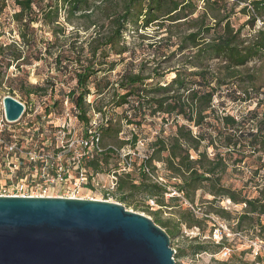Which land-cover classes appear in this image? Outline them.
Segmentation results:
<instances>
[{
    "label": "trees",
    "instance_id": "obj_1",
    "mask_svg": "<svg viewBox=\"0 0 264 264\" xmlns=\"http://www.w3.org/2000/svg\"><path fill=\"white\" fill-rule=\"evenodd\" d=\"M241 5L249 19L236 26L234 17ZM8 6V0H0V84L12 66L27 76L34 67L38 76L45 71L46 77L28 83L34 89L22 93L46 96L50 91L52 104L46 114L66 97L85 126L90 125L93 110L108 115L101 126L103 151L86 164L92 170L104 171L114 157L118 167L121 150L126 145L136 149L135 134L119 140L122 121L110 116L111 110L127 105L132 111L127 121L138 127L157 117L169 124V132L163 126L147 142V157L137 156L133 170L118 175L111 193L116 201L147 212L173 239L184 226L201 228L211 215L232 225V212L220 205L230 200L244 207L235 228L254 229L264 237V183L258 196H250L224 182L229 167H251L256 174L264 170V0H13L14 11L4 23ZM11 23L17 38L3 42L4 27ZM153 26L154 37L160 38L151 43L152 57L130 61L128 37L136 33L145 39L149 36L141 29ZM247 26L251 31L245 32ZM120 63L126 67L114 81L108 74ZM91 84L95 94H111L102 108L87 100L93 93ZM65 85L71 87L68 92ZM56 91L61 98L55 97ZM227 99L256 106L236 116L226 111ZM158 164L166 178L159 175ZM146 168L163 181L154 180ZM169 180H175L172 187L178 200L182 197L195 205L200 195L205 216L199 218L192 208L180 205L171 212L174 216L164 218L161 210L141 204L169 193ZM193 240L191 254L210 249L198 237ZM214 242L219 250L232 245L225 235ZM187 254L181 248L175 257Z\"/></svg>",
    "mask_w": 264,
    "mask_h": 264
},
{
    "label": "water",
    "instance_id": "obj_2",
    "mask_svg": "<svg viewBox=\"0 0 264 264\" xmlns=\"http://www.w3.org/2000/svg\"><path fill=\"white\" fill-rule=\"evenodd\" d=\"M9 121L24 104L3 98ZM0 264H176L169 234L115 201L0 196Z\"/></svg>",
    "mask_w": 264,
    "mask_h": 264
},
{
    "label": "rangeland",
    "instance_id": "obj_3",
    "mask_svg": "<svg viewBox=\"0 0 264 264\" xmlns=\"http://www.w3.org/2000/svg\"><path fill=\"white\" fill-rule=\"evenodd\" d=\"M12 1L8 0L9 6L7 7L5 14L2 17V21L5 23V20L10 21V16L13 13V7H12ZM242 5L237 8V13L234 17V23L236 26H239L243 23H245L249 16L247 14H244L240 11ZM262 22L258 21V26H261ZM72 27L69 26V29ZM11 29H16V26L14 24L6 25L4 27L5 35L2 37L3 42H10L13 39H16V32H12ZM250 26H247L246 31H251ZM142 33H146L149 37L145 39H141L138 37L136 33L131 34L128 37V42L131 47L132 54H129L130 56L129 60H135L136 63L140 62L142 58L152 57V54L155 52L154 48H152L151 43H155L160 38L159 36H156L155 27H149L146 31L142 30ZM46 35H49L48 33ZM154 45V44H153ZM254 63H251L249 66L252 67ZM126 67V63H120L116 70H114L112 73L108 74L112 80H116L118 78L119 72H122L124 68ZM42 75H37L36 70L33 67L31 69L30 76L19 74L17 72V69L12 66L9 70V73L4 77L3 82L0 84V100L1 98L6 94H11L14 96L19 97L26 103L27 106H30V112L33 114L31 118H33L35 121L40 120L44 114H46V109L49 108L52 104L51 94L49 91V94L46 96H43L41 94H35L31 96L24 95L22 92L28 89H34L28 83L30 84H36L37 82H42V80L46 77L44 74L45 71H41ZM173 74H171L168 78H171ZM75 81L71 82L69 86H72ZM68 85H65V92H68L71 87ZM91 90L92 94L87 97L88 102H93L95 108H102L105 106V104L108 103L109 99L111 98V94H106L104 96L97 95L94 93L95 88L94 85L91 84ZM56 98H61V95L59 94V91L55 92ZM68 98L65 97L63 102H60L57 108L51 109V113L47 114L50 117L47 118V120L52 121L54 126H60L64 123L68 109L72 106V103L68 105L66 103V100ZM218 102V101H217ZM256 106L255 102H248L244 104H236L232 103L227 99V105H226V111L230 114L240 116L242 113L247 112L248 110L253 109ZM129 107L126 105L125 107H119L115 110H111L109 112V115L114 117L116 120L121 119L122 125H123V131L119 135L120 141H127L130 138H132L133 134H135L138 139H145L147 142H151L154 140V138L157 136L158 133H160L161 128L164 126L165 130L167 132L170 131L169 124H164L161 117H157L154 119L148 118L146 119L139 127L135 124H130L127 121V116L130 118L132 111L128 109ZM2 109L0 107V113ZM72 124L76 125V129L81 130L85 128V124L78 119L72 118ZM125 146V145H123ZM129 146V145H128ZM127 147V145H126ZM125 147V148H126ZM130 147V146H129ZM129 147L126 148L127 152L129 150ZM137 152V150H136ZM212 153V150L210 151ZM138 154L142 155L143 151L142 149H139ZM140 157V156H139ZM118 158L114 157L112 160V163L109 167H105L104 171L98 172L96 175V179L98 180V185H90L89 187H77L74 188L73 185L71 188H65L59 192H56V195L61 196H73L77 195L78 197L83 198H94V199H104V200H110L118 202L114 199V197L111 195L112 191L115 190V188H112V178L110 176L111 171L117 165ZM119 167V165H118ZM159 175L163 178H166V172L162 167L159 168ZM5 177V176H4ZM168 180V179H166ZM0 181L4 182V178L1 175ZM175 182V180H169V193L165 194L164 196H159L158 199H149L146 201H141V204H144L145 206H149L150 210H161L160 215L164 218L169 216H174V212L178 210L179 206L182 205L183 208L190 207L193 209V211L197 214L199 218H202L205 216V203H202L200 195H198V198L196 200V204L192 205L190 202L184 200L182 197L178 200L175 198V191L172 187V184ZM224 182L227 185L232 186L236 189H241L243 194H247L250 196H258L260 194V191L263 189V183H264V170L262 172L259 171L258 174L254 173V169L251 167H240L238 166V169L235 170L233 167H229L227 173L224 176ZM108 194V196H106ZM110 194V195H109ZM200 194V193H199ZM108 198V199H106ZM204 198H211L210 196H206ZM140 199V198H138ZM163 202V203H160ZM161 204H165L161 206ZM221 206H227V201L223 200L220 203ZM231 209L229 210L232 212V218L231 222L237 220V217H239L240 213L243 212V205L242 204H231ZM162 208V209H161ZM130 210H135L134 208L130 207L128 208ZM140 213H143L149 217H151L147 212L144 211H137ZM152 218V217H151ZM225 219H222L216 215L208 216V219L202 223V227H193V228H187L183 227V231L180 235L177 237L171 239V245L172 248H175L176 250H180L181 248L183 250H186L188 254L184 257L176 258V264H219V262L225 261L228 264H257L261 263L264 264V262H258L257 260H254L253 257L245 251V248H247V245L244 242H240L239 240H232L227 239L226 243L233 244L235 248H237L236 253L232 255V257L228 260H217L215 258L211 257V254L219 251V248L216 247L217 243L214 241L220 240V235L218 237H214L213 232L216 227H218L220 224L227 223L224 221ZM262 220L264 221V217H262ZM233 222V223H235ZM236 224V223H235ZM236 227V225H235ZM195 237L199 238V241L207 242L210 246V249L205 252H201V255L197 254H191V246L195 244V241L193 240ZM245 251V252H243Z\"/></svg>",
    "mask_w": 264,
    "mask_h": 264
},
{
    "label": "built area",
    "instance_id": "obj_4",
    "mask_svg": "<svg viewBox=\"0 0 264 264\" xmlns=\"http://www.w3.org/2000/svg\"><path fill=\"white\" fill-rule=\"evenodd\" d=\"M11 95V94H6ZM4 95V96H6ZM0 100V196H42V197H73L77 195H56L65 188L89 187L98 185L95 172L86 164L96 153L103 151L101 146V126L107 123L109 116L93 110L89 126H85L79 134L72 118L78 119V109L72 103L68 109L67 117L63 124L54 126L47 114L40 120H34L22 99L11 95L21 101L25 108L21 117L16 121H9L6 117L3 98ZM90 102V101H89ZM69 105V99L66 100ZM147 141L138 139L136 149L129 146L121 150L119 167L114 168L110 176L112 188H116L118 175L133 170L134 160L137 156L147 157L145 149ZM142 149L143 154H138ZM137 150V152H136ZM160 167V164H158ZM146 171L151 177L162 182V177L152 175L148 168ZM5 176V177H4ZM94 199V198H93ZM227 209H231L230 200H227ZM236 223V222H235ZM235 223L220 224L214 230V237L226 236L227 239L239 240L247 245L245 251L254 260L264 262V237L258 231L251 229L237 230ZM221 239V238H220ZM219 242V241H217ZM176 254V249L173 248ZM237 248L232 245L224 246L221 250L211 254L217 260H228L236 253ZM198 256L201 254H197ZM261 264V263H257Z\"/></svg>",
    "mask_w": 264,
    "mask_h": 264
}]
</instances>
